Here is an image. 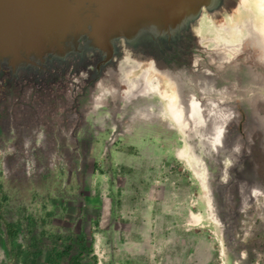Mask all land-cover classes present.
<instances>
[{
	"label": "rangeland",
	"instance_id": "rangeland-1",
	"mask_svg": "<svg viewBox=\"0 0 264 264\" xmlns=\"http://www.w3.org/2000/svg\"><path fill=\"white\" fill-rule=\"evenodd\" d=\"M249 1L202 8L172 38L120 39L105 63L79 46L36 68L0 63V264H264V57L246 38ZM146 61L178 107L195 100L185 129L155 93L114 94Z\"/></svg>",
	"mask_w": 264,
	"mask_h": 264
},
{
	"label": "water",
	"instance_id": "water-1",
	"mask_svg": "<svg viewBox=\"0 0 264 264\" xmlns=\"http://www.w3.org/2000/svg\"><path fill=\"white\" fill-rule=\"evenodd\" d=\"M210 2L0 0V63L11 71L28 68L46 57H63L78 46L100 51L105 63L118 40L137 47L149 35L176 33L202 8L212 7Z\"/></svg>",
	"mask_w": 264,
	"mask_h": 264
},
{
	"label": "bare ground",
	"instance_id": "bare-ground-1",
	"mask_svg": "<svg viewBox=\"0 0 264 264\" xmlns=\"http://www.w3.org/2000/svg\"><path fill=\"white\" fill-rule=\"evenodd\" d=\"M232 1L233 0H212V2H210L212 7L210 8L208 7L207 9L214 8L215 10H219L220 6H224L226 9H228L231 6L230 4L233 3ZM238 2L239 4H241L240 1ZM249 5L252 7L253 11L257 13L256 15L259 21H258L257 29L254 28V26H252L251 23L247 25V27L245 28V31L247 32L246 38L250 40L251 42H253V44L258 45L262 49L263 57H264V0H250ZM144 59L147 60L146 57H144ZM144 59H141V60H144ZM149 64L151 65V67H148L149 69L146 75L144 73L142 76V73H141L140 78H137L138 80L134 83L127 82L126 84V82H124L125 85L123 87L128 88L126 91L119 90L120 88H122L120 86L115 87L113 91L114 94L115 95L118 94L121 96L122 93L124 95H126L125 93L127 94L130 93L131 95L129 96H132L134 93L137 94L141 92H145V94L155 93L165 104V106L163 107L164 112L166 114L165 117L169 119L177 129L179 130L185 129L186 123L189 122V118L195 119L196 117H199V114L197 113L198 109L195 107V104H192V103H195L194 102L195 100L189 101L188 103V99H187L185 100L184 105H181V107H178L177 102L179 104V101H178L179 98H177V92H176L175 86L174 84H172V78L169 75L165 74L163 71H160V69H158L156 65H154V63H149ZM151 68L153 71V75L149 72ZM148 72L151 75V78H154L155 80L153 84H152V80H149L147 78ZM99 95H102V94L99 93ZM94 100L98 101L99 97H94ZM203 115L204 114L202 113L201 116Z\"/></svg>",
	"mask_w": 264,
	"mask_h": 264
},
{
	"label": "flooded vegetation",
	"instance_id": "flooded-vegetation-1",
	"mask_svg": "<svg viewBox=\"0 0 264 264\" xmlns=\"http://www.w3.org/2000/svg\"><path fill=\"white\" fill-rule=\"evenodd\" d=\"M174 31L173 32H170V33H168L167 35H169V36H171L170 38H172V37H174ZM141 39H146V37L145 38H141ZM76 48H78V47H76ZM79 49V48H78ZM77 49V50H78ZM81 50H82V48H81ZM84 50V49H83ZM74 51H76V50H74ZM84 51H86V50H84ZM73 52V51H72ZM72 52H70V53H72ZM76 54H78V52H75ZM69 54V53H68ZM64 57V56H63ZM63 58L62 57H58V60H62ZM108 62V61H107ZM38 65H43V64H41V63H39V64H37V65H31L33 68H36ZM36 66V67H35ZM29 68V67H28ZM28 68H23L24 70H26V69H28ZM39 70H43V69H39ZM97 71L98 70V65H94L93 66V68H92V71ZM95 76L93 75V77L91 76V78H94Z\"/></svg>",
	"mask_w": 264,
	"mask_h": 264
},
{
	"label": "trees",
	"instance_id": "trees-1",
	"mask_svg": "<svg viewBox=\"0 0 264 264\" xmlns=\"http://www.w3.org/2000/svg\"><path fill=\"white\" fill-rule=\"evenodd\" d=\"M7 231H8L9 235H13L14 234V229H11L10 224H7ZM72 264H78V262H76V260H75V261L72 262Z\"/></svg>",
	"mask_w": 264,
	"mask_h": 264
}]
</instances>
